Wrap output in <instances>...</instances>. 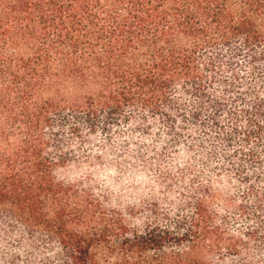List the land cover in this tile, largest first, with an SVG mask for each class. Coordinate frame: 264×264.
<instances>
[{"label": "trees", "instance_id": "16d2710c", "mask_svg": "<svg viewBox=\"0 0 264 264\" xmlns=\"http://www.w3.org/2000/svg\"><path fill=\"white\" fill-rule=\"evenodd\" d=\"M124 125L209 138L246 225L209 186L132 223L58 177L62 134ZM0 264H264V0H0Z\"/></svg>", "mask_w": 264, "mask_h": 264}, {"label": "rangeland", "instance_id": "374dc122", "mask_svg": "<svg viewBox=\"0 0 264 264\" xmlns=\"http://www.w3.org/2000/svg\"><path fill=\"white\" fill-rule=\"evenodd\" d=\"M136 127L124 125L111 134L92 136L83 130L82 142H71L72 136L62 134L65 146H73V155L58 169V177L89 188L110 208L126 214L133 208V215L128 217L132 223L143 220L153 203L160 213L187 208L185 199L209 186L212 194L206 199L205 192L203 197L217 221L226 220L227 232L235 233L246 225L236 216L245 187L235 171L214 165L209 138L192 133L177 138V145L166 149L158 144L160 131L144 135ZM154 151L164 154L166 160L160 165L154 161Z\"/></svg>", "mask_w": 264, "mask_h": 264}]
</instances>
